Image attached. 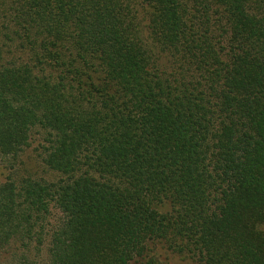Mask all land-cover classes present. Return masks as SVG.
Returning <instances> with one entry per match:
<instances>
[{
    "label": "trees",
    "instance_id": "16d2710c",
    "mask_svg": "<svg viewBox=\"0 0 264 264\" xmlns=\"http://www.w3.org/2000/svg\"><path fill=\"white\" fill-rule=\"evenodd\" d=\"M159 245L264 264V0H0V264Z\"/></svg>",
    "mask_w": 264,
    "mask_h": 264
},
{
    "label": "rangeland",
    "instance_id": "374dc122",
    "mask_svg": "<svg viewBox=\"0 0 264 264\" xmlns=\"http://www.w3.org/2000/svg\"><path fill=\"white\" fill-rule=\"evenodd\" d=\"M155 253L156 254L150 253V246H149L147 257L141 262L136 264H149L151 255H155V257L160 259L161 262L164 264H198L193 259H190L188 257H181L176 254H173L172 252L164 248L162 245L155 247Z\"/></svg>",
    "mask_w": 264,
    "mask_h": 264
}]
</instances>
